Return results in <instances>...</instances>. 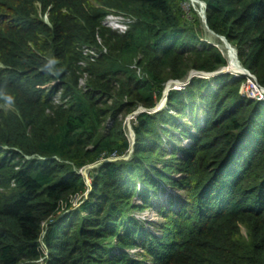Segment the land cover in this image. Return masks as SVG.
<instances>
[{
	"label": "trees",
	"instance_id": "trees-1",
	"mask_svg": "<svg viewBox=\"0 0 264 264\" xmlns=\"http://www.w3.org/2000/svg\"><path fill=\"white\" fill-rule=\"evenodd\" d=\"M185 1L0 0V106L11 100L16 109L0 110V264H264V101L239 94L245 78H193L185 91H171L169 111L191 113L181 130L191 144L180 157L152 176L161 132L178 119L142 113L133 159L102 164L86 200L77 209L69 203L88 190L78 170L130 147L121 127L103 132L109 117L155 107L167 80L227 65L202 41L198 19L184 18ZM202 1L208 27L235 43L264 88V0ZM106 9L136 21L125 34L113 32L102 24ZM93 47L102 52L94 62L84 55ZM48 54L56 61L50 69ZM82 62L86 92L78 87ZM164 185L184 197L178 212L171 202L159 210L166 220L158 236L130 213L153 207ZM135 248L141 258L128 253Z\"/></svg>",
	"mask_w": 264,
	"mask_h": 264
},
{
	"label": "rangeland",
	"instance_id": "rangeland-1",
	"mask_svg": "<svg viewBox=\"0 0 264 264\" xmlns=\"http://www.w3.org/2000/svg\"><path fill=\"white\" fill-rule=\"evenodd\" d=\"M94 6H98L96 3H93ZM37 7V13L45 22H49L48 15L44 16L42 14V9L40 4H36ZM183 10H184V18L188 20L189 23L193 24L195 20L198 19L199 21V30L201 31L200 34H202L201 39L203 42H207L213 46H215L217 49L220 50V52L223 54V56L227 60V65L217 72L219 74L215 76H207L208 73L204 72H197L195 70H191L188 75L182 79V80H167L164 84V88L161 94V97L156 100V105L153 108L147 109L143 105H138L136 108L133 109V111L129 114H125L124 111H121L118 116L114 119L113 117H109L103 124V132H105L110 128H113L115 126H119L122 128L123 133L126 137V139L129 141L130 147L129 149L124 152L123 154L120 153H114L109 156L103 157L100 161L97 163L85 166L78 170V174L83 177L86 185H88V190L82 194H77L73 197H71L69 203L72 205V208H78L87 198L88 193L91 190V182L92 178H94L96 171L104 164L105 162H128L131 161L134 157V146L136 143V135H135V127L138 125V116L142 113H149V114H156V113H162V112H168V115H172L175 117V119H178V122L173 126L171 123L169 126H167L168 132H161L162 135V151H159L156 149V159L158 161V164L155 165V171H151V169H148L149 172L152 174V176H156L157 172H163L165 169V166L168 161L171 160V158L175 157L173 154H177L179 157L180 150L182 148H187L188 145L191 144V140L188 137H185L181 134V130L184 129H189L190 128V120H191V113L189 110H186L185 116L179 115L176 113V111H169V105H168V96L171 91H185L188 85L190 84L191 80L193 78H200V79H207L210 80L218 75H225L229 74L235 77H240V78H245L246 80L243 82V84L248 83V80H253L254 78L256 82L259 85L257 77L250 72L248 69H246L240 59L238 49L235 45V43L229 41L226 37L221 36L213 32L207 25V17H206V5L202 0H186L185 3L183 4ZM104 9L103 7H100ZM108 11V14H113L114 10L111 9H106ZM36 15V14H34ZM125 15V14H123ZM108 16V15H107ZM103 20L102 24L105 25L104 23L106 22V18ZM127 19L131 20H126V19H121L118 24L121 25H126L127 28L124 30V32L129 31V26H131L133 23H135V19H133L131 16L125 15ZM113 32L124 34V32H120L118 30H115L114 27H108ZM101 43V42H100ZM96 55L99 57L102 55L100 52V49H96V47H93ZM51 54V53H50ZM48 54L47 59H51V56ZM108 52H106L104 55H107ZM102 58V57H101ZM82 66L81 72H80V78L78 81V87L83 90L87 91L88 88V82L90 81V75L86 72V69L88 68V65H86L84 62L81 63ZM6 67L0 62V72L5 70ZM52 72V71H51ZM138 74L141 75V70L138 69ZM53 74V73H52ZM201 76V77H198ZM60 82V81H59ZM58 81L53 82L49 88L52 89L59 84ZM243 84L240 86L239 89V94L242 95L243 97L250 98L252 100L255 96L247 90L245 87L243 88ZM60 90L57 92L55 95L56 103H60V95L61 92L63 91L62 87L59 86ZM117 89H119V85H117ZM49 90V89H48ZM168 91V92H167ZM249 93H248V92ZM263 99L260 101H264V91L262 94ZM114 100L109 101L108 105L109 106H114ZM125 103L128 102L127 99L124 100ZM0 110H6L7 112L10 111H16L13 103L11 100H6L4 104L0 106ZM50 113V112H49ZM199 117V115H198ZM176 119V121H177ZM117 123V125H116ZM177 124H181L182 126L180 127L181 129H177L176 126L178 127ZM194 132V130L192 131ZM153 148H156L153 146ZM162 154H161V153ZM39 158V157H37ZM32 159V158H28ZM171 165V164H170ZM171 176L173 179L180 181L184 177L183 173L173 171L171 172ZM144 184L143 181L139 180V193L137 196H135L132 200V202L136 204H141L142 203V197L144 196L143 194V189H144ZM162 189V190H161ZM161 189L158 191L159 193L157 194V197H152L154 206L151 207L150 209L144 210V211H132L130 213L131 216L136 217L138 220H140L143 223V227L145 230L149 232H154L158 236H160L161 228L157 225L165 224V218L162 217V213L159 212L161 209H166L169 207V204L171 202L172 207L174 208L175 212H178L180 209V206L182 204V198L184 197V192L183 190L179 189L178 187L175 186H161ZM173 199V200H172ZM72 211V209H70ZM165 214V213H163ZM65 213H60L59 216H64ZM167 216V215H166ZM120 251H115L114 253L118 254ZM129 254L132 255L135 259L141 258V253L142 249L140 248H135L133 250H130L128 252ZM48 255V253H46ZM23 264H45V259L41 258L38 261H35L33 263L27 262Z\"/></svg>",
	"mask_w": 264,
	"mask_h": 264
},
{
	"label": "built area",
	"instance_id": "built-area-1",
	"mask_svg": "<svg viewBox=\"0 0 264 264\" xmlns=\"http://www.w3.org/2000/svg\"><path fill=\"white\" fill-rule=\"evenodd\" d=\"M123 17H126V16L123 15V14H110V15L107 16L106 22L104 24H105V26L114 27L115 30H118L120 32H124V30H126L127 26L118 24V22H120V20ZM123 19L131 20V19H127V18H123ZM129 28H130V26H129ZM125 33H126V31L124 32V34ZM100 52H101V50H100ZM104 52L106 53L107 50H104ZM84 55L90 56L91 57V61H93V62L96 61L99 58V56L96 55L94 50H89L88 48L84 49ZM245 87L247 88L248 91L251 90L250 92L255 96L254 98H257V99L263 98L262 97L263 88L258 85V83L256 82L255 78H254V81L253 80H248V83L243 84V88L242 89H244Z\"/></svg>",
	"mask_w": 264,
	"mask_h": 264
},
{
	"label": "clouds",
	"instance_id": "clouds-1",
	"mask_svg": "<svg viewBox=\"0 0 264 264\" xmlns=\"http://www.w3.org/2000/svg\"><path fill=\"white\" fill-rule=\"evenodd\" d=\"M113 14H116V13H113ZM108 15H110V14H108ZM131 27V26H130ZM56 63V61L55 60H48L47 61V63L44 65V67L46 68V69H50L54 64ZM219 76V75H218ZM198 77H201V76H198ZM202 78V77H201ZM260 86V85H259ZM262 87V86H261ZM263 88V87H262ZM263 91H264V88H263ZM3 94V89H0V95H2ZM253 99H256V100H262L263 98H261V99H257V98H253ZM173 200V199H172Z\"/></svg>",
	"mask_w": 264,
	"mask_h": 264
},
{
	"label": "water",
	"instance_id": "water-1",
	"mask_svg": "<svg viewBox=\"0 0 264 264\" xmlns=\"http://www.w3.org/2000/svg\"><path fill=\"white\" fill-rule=\"evenodd\" d=\"M217 74H219V73H218V72L208 73L207 76H215V75H217ZM167 92H168V91H167Z\"/></svg>",
	"mask_w": 264,
	"mask_h": 264
}]
</instances>
